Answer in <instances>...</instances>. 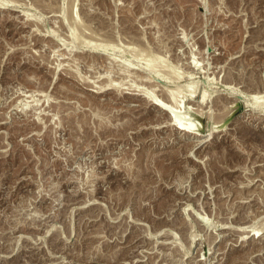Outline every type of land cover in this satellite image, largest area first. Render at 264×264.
<instances>
[{
  "label": "rangeland",
  "instance_id": "374dc122",
  "mask_svg": "<svg viewBox=\"0 0 264 264\" xmlns=\"http://www.w3.org/2000/svg\"><path fill=\"white\" fill-rule=\"evenodd\" d=\"M0 264H264V0H0Z\"/></svg>",
  "mask_w": 264,
  "mask_h": 264
},
{
  "label": "bare ground",
  "instance_id": "6f19581e",
  "mask_svg": "<svg viewBox=\"0 0 264 264\" xmlns=\"http://www.w3.org/2000/svg\"><path fill=\"white\" fill-rule=\"evenodd\" d=\"M141 92L140 93H142V90H140ZM135 92H137V91H135ZM142 94H146L145 92L144 93H142ZM168 97H169V95H168ZM167 97V98H168ZM174 97V98H173ZM173 97L171 98V99H175L176 100V98H175V96L173 95ZM203 99V98H202ZM158 100V99H157ZM204 100V99H203ZM151 101H152V98H151ZM155 101V100H154ZM160 101V100H159ZM171 101V100H170ZM178 102V101H177ZM179 103H181V102H179ZM163 104V105H162ZM153 105L160 111V112H163V113H165V114H167V116L170 118V121H172L173 123L175 122L176 123V125H174L178 130H181V131H184L185 133H186V131L188 132V133H190V134H194L193 132V129H194V126H191L190 127V129L188 128L189 126H187V128L188 129H186L185 127L186 126H184V121H183V119L179 116V113L180 112H182V111H178L181 107L179 106V109L177 110V108H178V106H177V108H175V109H173V110H171V109H169V108H167L169 105L167 104H165L166 105V107L164 106V102L163 103H161V102H157V101H155V102H153ZM182 105V104H181ZM170 106H172V105H170ZM175 106V105H174ZM173 107V106H172ZM171 107V108H172ZM174 108V107H173ZM180 110H182V109H180ZM182 115V114H181ZM187 125V124H186ZM166 126V125H165ZM196 130V129H195ZM196 132V131H195ZM187 133V134H188ZM189 134V135H190ZM196 135V134H195ZM211 137V136H210ZM205 143V142H204ZM198 148V147H197ZM251 235V234H250ZM255 236H257V234L255 235ZM253 239V238H252Z\"/></svg>",
  "mask_w": 264,
  "mask_h": 264
}]
</instances>
